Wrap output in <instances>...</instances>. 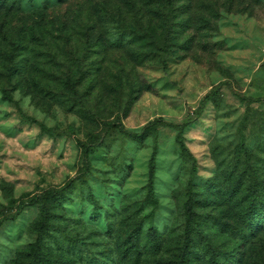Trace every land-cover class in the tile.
<instances>
[{"label":"rangeland","instance_id":"1","mask_svg":"<svg viewBox=\"0 0 264 264\" xmlns=\"http://www.w3.org/2000/svg\"><path fill=\"white\" fill-rule=\"evenodd\" d=\"M50 191L45 220L39 205L15 215ZM252 198L264 204V0L2 2L0 264H264Z\"/></svg>","mask_w":264,"mask_h":264},{"label":"trees","instance_id":"2","mask_svg":"<svg viewBox=\"0 0 264 264\" xmlns=\"http://www.w3.org/2000/svg\"><path fill=\"white\" fill-rule=\"evenodd\" d=\"M3 1L4 0H0V6L2 5ZM79 109L83 112L86 111L85 107L82 106L81 104L79 105ZM27 120L33 124L39 125V123H37L33 119L28 118ZM175 142L180 152V155L182 157L188 156L187 148L182 138V129H180L177 132L176 137H175ZM82 149L85 152H87V147L83 146ZM149 166H150V169H149V175H148V195L152 196L151 187H152V181H153V166H154L153 161H150ZM59 196H60L59 191H53V192L50 191L42 195L34 196L31 199L21 201L19 202V204L17 205L15 209L16 210L15 215H18L21 211H23L27 207H34L35 205H39L40 214L42 216V219L45 220L49 215L47 205L51 204L52 202H56ZM255 201L256 199L252 198L250 200L249 205L244 210V218L248 222V227L252 226V224L258 223V221L264 217V204L259 203V202L257 203ZM185 207H186V212H187V219L185 222V229H184V246H183L182 254H181L183 260L186 259V256L188 254L187 253L188 247L192 244L191 232H192L193 224L196 222L195 220L197 218V216L192 211L193 209H192V206L189 200L185 203ZM41 224L42 223L38 224L39 228H41ZM147 234H148L151 247L157 250L161 244L159 235L156 233V231L153 228H150ZM37 247H38L37 245L36 246L34 245V247L32 248V252H33L34 258L37 260V262H39V253H38Z\"/></svg>","mask_w":264,"mask_h":264}]
</instances>
